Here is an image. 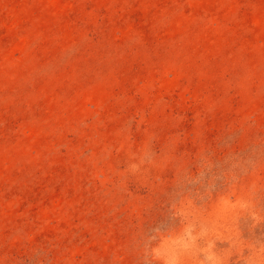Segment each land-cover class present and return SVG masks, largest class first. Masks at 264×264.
<instances>
[{
  "label": "rangeland",
  "instance_id": "1",
  "mask_svg": "<svg viewBox=\"0 0 264 264\" xmlns=\"http://www.w3.org/2000/svg\"><path fill=\"white\" fill-rule=\"evenodd\" d=\"M0 264H264V0H0Z\"/></svg>",
  "mask_w": 264,
  "mask_h": 264
}]
</instances>
